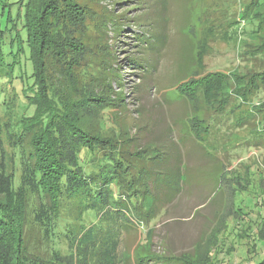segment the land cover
I'll list each match as a JSON object with an SVG mask.
<instances>
[{
	"label": "trees",
	"instance_id": "1",
	"mask_svg": "<svg viewBox=\"0 0 264 264\" xmlns=\"http://www.w3.org/2000/svg\"><path fill=\"white\" fill-rule=\"evenodd\" d=\"M143 1L148 5L150 0ZM256 7L247 15L261 20L252 13ZM118 16L122 14L116 16L95 0H30L26 27L31 72L22 89L26 100L22 104L32 112L14 113L12 104L0 116V264H66L60 234L65 239L69 230L60 212L71 199L82 198L83 212L86 217L92 214L98 226L111 219L119 237L123 229L134 226L135 219L141 225L161 222L177 199L201 183L210 194L192 206L195 219L202 208L221 200V163L204 145L208 142L207 119L213 111L264 89V40L258 48L260 69L230 78L192 70L195 64L203 65L201 49L194 51L181 65L176 83L179 94L191 95L194 103L190 129L186 124L179 138L169 134L168 140L145 149L151 146H134V139L125 144L96 139L80 124L82 118L96 117L125 101L121 88L125 82L122 73L111 68L113 53L107 38V28H116L122 18ZM145 25L147 37L139 42L148 46L149 54L158 51L163 35L158 24ZM130 62L143 69L140 81L148 82L146 66L152 63L136 57ZM226 87L236 94L232 100ZM197 91L203 96L206 119L198 117V100L193 99ZM201 162L209 168L197 165ZM220 212L221 208L213 211V219L206 224H213L209 232L192 243L186 258L182 251L157 253L149 248L135 261L197 264L193 252L207 236L217 238L209 233ZM32 230L37 233L33 245L27 236ZM147 243L153 244L150 236Z\"/></svg>",
	"mask_w": 264,
	"mask_h": 264
},
{
	"label": "rangeland",
	"instance_id": "2",
	"mask_svg": "<svg viewBox=\"0 0 264 264\" xmlns=\"http://www.w3.org/2000/svg\"><path fill=\"white\" fill-rule=\"evenodd\" d=\"M97 1L96 5L112 9L116 16L122 14L116 28L108 26L107 38L113 53L111 68L121 72L125 82L121 87L125 101L96 117L80 120L96 139L116 144L134 139V146L151 149L154 142L168 140L169 134L179 138L184 125L190 129L194 103L191 95L179 94L176 83L181 65L194 51L201 49L203 65L195 64L192 70L203 74L219 72L230 78L260 69L264 0H150L148 5L143 0ZM118 1L121 3L116 4ZM29 4L30 0H0V116L12 104L14 113L32 112L22 104V89L31 72L26 27ZM256 4L252 13L261 20L247 15ZM140 22L160 26L163 38L158 51L147 54L148 46L139 42L146 30ZM135 57L152 63L146 66L148 82L139 79L143 69L129 64ZM113 88L119 90L115 83ZM225 89L232 100L235 92ZM194 97L198 100V117L206 119L202 94L197 91ZM212 113L207 119L208 142L204 145L221 163V200L202 208L195 219L192 206L210 194L201 183L177 199L161 222L152 220L141 225L135 219L134 226L123 229L119 237L111 219L98 226L92 222V214L86 217L83 212L82 198L71 199L60 212L69 230L65 239L64 233L60 234L66 264H142L135 259L149 248L157 253L182 251L186 258L192 243L209 232L213 224L207 226V221L218 208L220 215L209 233L218 236H207L195 248V262L202 264L208 258L207 264H264V89ZM179 146L184 152L185 147L181 143ZM201 164L209 168L204 162L197 165ZM147 234L154 245L147 243ZM27 236L33 245L37 233L32 230Z\"/></svg>",
	"mask_w": 264,
	"mask_h": 264
}]
</instances>
